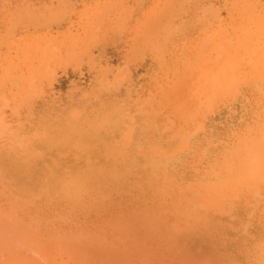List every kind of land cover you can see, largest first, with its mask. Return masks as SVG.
Here are the masks:
<instances>
[{"label":"rangeland","instance_id":"374dc122","mask_svg":"<svg viewBox=\"0 0 264 264\" xmlns=\"http://www.w3.org/2000/svg\"><path fill=\"white\" fill-rule=\"evenodd\" d=\"M0 264H264V0H0Z\"/></svg>","mask_w":264,"mask_h":264}]
</instances>
